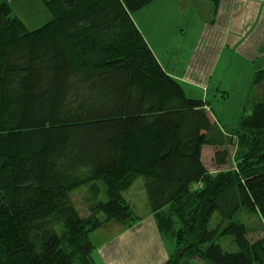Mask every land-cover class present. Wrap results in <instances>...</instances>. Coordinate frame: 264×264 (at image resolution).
<instances>
[{
    "label": "trees",
    "instance_id": "1",
    "mask_svg": "<svg viewBox=\"0 0 264 264\" xmlns=\"http://www.w3.org/2000/svg\"><path fill=\"white\" fill-rule=\"evenodd\" d=\"M152 1L42 0L50 19L29 30L0 0V264H95L90 235L139 220L124 198L138 178L174 242L165 264H264V235L251 242L234 221L245 210L264 226V68L250 113L224 131L137 28L132 14Z\"/></svg>",
    "mask_w": 264,
    "mask_h": 264
},
{
    "label": "crops",
    "instance_id": "2",
    "mask_svg": "<svg viewBox=\"0 0 264 264\" xmlns=\"http://www.w3.org/2000/svg\"><path fill=\"white\" fill-rule=\"evenodd\" d=\"M141 15L144 14L138 17ZM133 20L158 63L182 86L185 95L190 98L206 100L211 72L223 51L234 52L248 63L264 59V0H220L213 19L204 22L201 50H196L193 42L191 47L189 46V56L182 48V43L178 39L176 42V34L183 35L181 20H178V27H175L173 34L161 44L156 39L149 41L138 21L135 18ZM196 91L202 92L203 99L195 96L198 94ZM125 193L124 196H130L129 189ZM144 205H147L146 198ZM132 210L134 212V209ZM135 215L139 220L131 227L123 228L115 223H108L90 235L95 246L92 253L95 264L167 262L172 255L165 243L167 238L158 232L149 208L145 213Z\"/></svg>",
    "mask_w": 264,
    "mask_h": 264
},
{
    "label": "rangeland",
    "instance_id": "3",
    "mask_svg": "<svg viewBox=\"0 0 264 264\" xmlns=\"http://www.w3.org/2000/svg\"><path fill=\"white\" fill-rule=\"evenodd\" d=\"M9 5L12 14L16 15L29 30L41 27L50 19L42 0H9ZM213 11L211 3L206 0H154L141 10L133 13L132 17L138 21L149 41L156 39L160 44L171 33L173 34L175 27H178V20H181L180 25L183 26V35L176 34V42L178 39L182 43V48L189 56L191 53L189 46L191 47L193 42L196 50H201L204 41L201 38L204 22L213 19L217 10ZM140 14L144 15L139 18ZM178 36L179 38H177ZM181 56H183V53ZM263 60L248 63L234 52L227 50L223 51L219 59L216 60L208 84V93L205 95L206 100L203 101L208 103L207 111L224 131L235 128L240 117L250 113L251 100L256 95L252 90V78L257 69L264 68ZM200 90L202 91L201 88ZM203 90L206 91V89ZM202 92L196 91L198 94L195 96H200V99H203L201 98L204 97ZM258 92L261 95L264 93V83L258 87ZM202 159L204 166L212 172L215 169L212 149L204 147ZM233 159L234 150H231L229 167L233 166ZM129 191L130 196L124 197L127 199L128 204L134 207L131 208L134 209L135 214L145 213L148 207L144 205L146 194L142 179H136ZM73 199L81 215H86L87 210L84 203H87L88 200L87 193L83 189H79L73 194ZM218 221V216L214 214L210 220L209 229L217 228ZM234 221L246 225L248 238L251 242L264 235V226L260 225V218L256 213L245 210L239 211L234 217ZM165 243L171 254H173L175 250L173 240L167 238ZM215 243L220 245L226 252H237L238 250L231 236L219 237L215 240ZM192 264L205 263L197 260Z\"/></svg>",
    "mask_w": 264,
    "mask_h": 264
}]
</instances>
